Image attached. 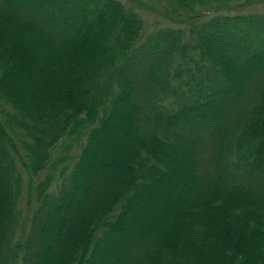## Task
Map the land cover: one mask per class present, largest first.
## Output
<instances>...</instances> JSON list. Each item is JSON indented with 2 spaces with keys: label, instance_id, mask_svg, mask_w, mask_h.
<instances>
[{
  "label": "trees",
  "instance_id": "obj_1",
  "mask_svg": "<svg viewBox=\"0 0 264 264\" xmlns=\"http://www.w3.org/2000/svg\"><path fill=\"white\" fill-rule=\"evenodd\" d=\"M249 1L0 0V264H264Z\"/></svg>",
  "mask_w": 264,
  "mask_h": 264
},
{
  "label": "rangeland",
  "instance_id": "obj_2",
  "mask_svg": "<svg viewBox=\"0 0 264 264\" xmlns=\"http://www.w3.org/2000/svg\"><path fill=\"white\" fill-rule=\"evenodd\" d=\"M241 1V0H239ZM242 8L244 10H264V0H260V1H257V0H250L249 2L245 3ZM165 9H160V10H154V11H151V10H145V9H142V11H144L143 13V17L146 21V23H151L152 21L154 20H158L160 22H163L164 21V18H163V15L165 13L164 11ZM41 264H43L45 262V258H43L41 261Z\"/></svg>",
  "mask_w": 264,
  "mask_h": 264
}]
</instances>
